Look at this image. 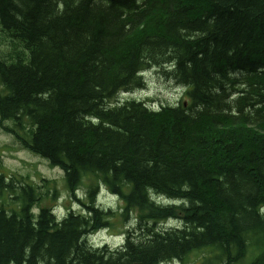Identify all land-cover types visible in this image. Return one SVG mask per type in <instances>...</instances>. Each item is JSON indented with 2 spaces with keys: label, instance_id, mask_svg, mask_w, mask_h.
<instances>
[{
  "label": "trees",
  "instance_id": "trees-1",
  "mask_svg": "<svg viewBox=\"0 0 264 264\" xmlns=\"http://www.w3.org/2000/svg\"><path fill=\"white\" fill-rule=\"evenodd\" d=\"M0 30L7 131L92 192L57 223L56 187L0 168V264H264V0H0ZM161 66L186 109L113 103ZM99 183L136 217L120 249L89 245Z\"/></svg>",
  "mask_w": 264,
  "mask_h": 264
},
{
  "label": "rangeland",
  "instance_id": "rangeland-1",
  "mask_svg": "<svg viewBox=\"0 0 264 264\" xmlns=\"http://www.w3.org/2000/svg\"><path fill=\"white\" fill-rule=\"evenodd\" d=\"M12 48L13 47L10 39L0 33V57L12 52ZM161 67L165 68V70L169 69L167 66ZM160 68L148 67L146 73L149 75L144 78L146 83L145 86H143L142 90H138V92L134 94L131 93L117 96L114 98L115 100L113 103H124L128 100H138L139 98H144L145 96H152L158 102V107L162 106V104L164 106H174L181 102L185 103V100H187L184 97L185 89L179 88L176 85L174 77L171 76V74L164 72L163 69L160 70ZM9 127L10 122H8L7 120L3 121L0 117L1 170L8 175H10L11 173H17L22 176H27L28 178H30V181L34 185L36 184L37 187L42 190V192H44L47 188V185L52 182L51 186L53 188L56 187V189H58L59 191V197L56 200L57 203L55 205H60V207L64 211L66 207L70 206V208L72 207L76 212L83 213L84 207H82V205L80 206L72 198L71 201L69 200V192L66 188L64 174L61 169L59 167L53 168L49 166L47 160H44L35 154H31L27 149L23 148L22 144L18 143L19 141L16 139V137L7 131ZM27 128L30 129V127ZM88 183L90 184L89 180ZM86 185L87 180L84 179L82 185L80 186V188H82L80 196L86 195L87 192H91V189L87 188ZM101 189H104L105 191ZM101 189H98L94 192V197H98L100 205L104 209H110L111 212H115L114 214L116 215L110 219L112 222L110 229L97 235L94 238V242L96 244H99L100 246L115 249L120 247L123 241V238H120V235L124 234L123 232L127 231V229H131L134 223L133 221H125L122 217L119 216L121 207L120 199L107 193L110 192L108 189ZM44 205H48V203H45ZM54 211L59 217H64L66 215L62 212H59L58 208H55ZM172 224L174 223L169 224V226L172 227ZM176 225H179V222H177ZM116 233L120 235L113 236V234ZM200 259L201 256L196 257V255H192L191 258H188V261L191 262L193 260L197 263Z\"/></svg>",
  "mask_w": 264,
  "mask_h": 264
},
{
  "label": "bare ground",
  "instance_id": "bare-ground-1",
  "mask_svg": "<svg viewBox=\"0 0 264 264\" xmlns=\"http://www.w3.org/2000/svg\"><path fill=\"white\" fill-rule=\"evenodd\" d=\"M21 51V50H20ZM11 53V52H10ZM22 54V53H21ZM10 64V63H9ZM168 67V66H167ZM165 70V68H163V67H161L160 68V70ZM147 70V69H146ZM146 70H144V71H142V72H140L139 74H138V77H140V79H142L143 80V85L145 86V83H146V81H145V77L147 76V75H149V74H147L146 73ZM160 70H158V71H160ZM165 71H167V70H165ZM138 72V71H137ZM176 85L179 87V88H181V89H185L184 91H185V94H184V97L188 100V97H187V92H188V89H186V88H184L183 86H181V85H178L177 83H176ZM143 88V87H142ZM142 88H139V89H137V91H135V92H133V94L134 93H136V92H138V90H142ZM174 88V87H173ZM178 93V92H177ZM126 94H131V93H129V92H123L121 95H126ZM172 94V93H171ZM139 98V97H138ZM184 98V99H185ZM122 99V98H121ZM170 100V99H169ZM114 101V100H113ZM129 101V100H128ZM136 102L138 103H143L144 104V107L148 110V111H153V112H158L159 110H161V108H162V106L163 107H172V108H174L175 106H178V105H180L181 103H178V104H176V105H174V106H164L163 104H162V106H160V107H158V102L152 97V96H145L144 98H139L138 100H136ZM169 103V102H168ZM184 103V102H183ZM185 103H186V101H185ZM185 103H184V105H185ZM12 121V120H11ZM3 125V124H2ZM11 125V124H10ZM36 126V125H35ZM28 127V126H27ZM35 128V127H34ZM9 129V128H8ZM16 132V131H15ZM24 132V131H23ZM61 171L62 172H64L62 169H61ZM64 174V173H63ZM64 180H65V178H64ZM52 183V182H51ZM68 190V189H67ZM81 190H82V188H80V189H78V190H76L75 191V193H74V197L71 195V194H69V196H70V198H69V200L71 201V198L73 199V200H75V202L76 203H78V201H81V202H83V201H87V199H86V196H87V194L86 195H83V196H80V192H81ZM69 192V191H68ZM153 198H152V200H153V202H155L156 204H157V206H166V204H170V201H168V200H164L162 197H156L155 195L154 196H152ZM78 198V199H77ZM95 199H96V201H95V204H97V206H99L103 211H105L106 213H107V211H111L110 209L109 210H106V209H104L101 205H100V202H99V199H98V197H95ZM79 204V203H78ZM174 204V203H173ZM179 204V203H178ZM80 205V204H79ZM114 205V204H113ZM55 208H58L59 209V212H62L63 214H66V212L64 211V210H62V208L60 207V205H56L55 207H54V210H55ZM70 211H73V212H76L72 207L70 208ZM53 213H55V211L53 212ZM76 213H79V212H76ZM84 213V212H83ZM113 213H115V212H113ZM55 215L57 216V220H56V222L57 223H60V221L65 217H62V216H58L57 215V213H55ZM66 218V217H65ZM109 220V219H108ZM125 220V219H124ZM134 220V218L131 216V217H129V219H127V220H125V221H133ZM109 222H111V220L109 221ZM134 222V221H133ZM171 223H174V224H172V227H179L181 224H180V222H179V225H176V223H177V221H172ZM56 224V223H55ZM111 224H112V222H111ZM110 226L111 225H109L107 228H100V229H98V230H96V232L95 233H93V234H89V237H88V240H89V245H90V247H92L94 250H97V249H103V248H106V247H104V246H100L99 244H96L95 242H94V238L97 236V235H99L100 233H102V232H104V231H107L108 229H110ZM177 229V228H176ZM124 233V232H123ZM100 242V241H99ZM124 243H125V238H123V241H122V243H121V245H120V247H118V248H115V249H112V248H108V250H116V249H120L121 247H123L124 246ZM110 245V244H109ZM210 245V244H209ZM111 246V245H110ZM199 261V260H198ZM172 262V261H171ZM162 264H164V263H162ZM168 264H172V263H168Z\"/></svg>",
  "mask_w": 264,
  "mask_h": 264
}]
</instances>
